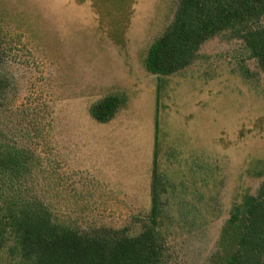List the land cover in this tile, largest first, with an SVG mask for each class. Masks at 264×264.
<instances>
[{
    "label": "rangeland",
    "instance_id": "obj_1",
    "mask_svg": "<svg viewBox=\"0 0 264 264\" xmlns=\"http://www.w3.org/2000/svg\"><path fill=\"white\" fill-rule=\"evenodd\" d=\"M176 8L0 0V129L40 156L44 175L29 188L56 220L132 237L151 210L157 142L176 219L166 264H220L234 204L263 180L264 71L242 42L216 37L188 68L150 74L148 51ZM108 96L121 106L103 124L90 111ZM0 264L10 263L2 255Z\"/></svg>",
    "mask_w": 264,
    "mask_h": 264
},
{
    "label": "trees",
    "instance_id": "obj_2",
    "mask_svg": "<svg viewBox=\"0 0 264 264\" xmlns=\"http://www.w3.org/2000/svg\"><path fill=\"white\" fill-rule=\"evenodd\" d=\"M216 37L242 42L264 71V0H177L173 21L148 51L146 69L158 77L177 74ZM120 106L117 96H108L90 114L108 123ZM42 164L35 150L20 146L0 129V256L10 264L167 263L176 219L164 201L168 190L159 170L157 142L151 210L145 228L134 237L126 230L83 232L56 220L45 197L29 188L43 177ZM259 176L263 180L256 195L244 194L223 227L220 264H264V166Z\"/></svg>",
    "mask_w": 264,
    "mask_h": 264
}]
</instances>
